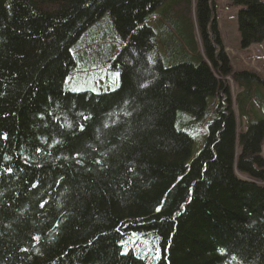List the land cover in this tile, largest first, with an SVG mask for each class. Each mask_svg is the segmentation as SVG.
I'll return each mask as SVG.
<instances>
[{
	"label": "trees",
	"instance_id": "1",
	"mask_svg": "<svg viewBox=\"0 0 264 264\" xmlns=\"http://www.w3.org/2000/svg\"><path fill=\"white\" fill-rule=\"evenodd\" d=\"M226 1L240 47L264 45V1ZM216 17L214 0H0V264H264V79L232 69ZM101 19L117 85L64 90ZM178 111L206 119L194 156Z\"/></svg>",
	"mask_w": 264,
	"mask_h": 264
},
{
	"label": "rangeland",
	"instance_id": "2",
	"mask_svg": "<svg viewBox=\"0 0 264 264\" xmlns=\"http://www.w3.org/2000/svg\"><path fill=\"white\" fill-rule=\"evenodd\" d=\"M215 3L217 20L222 33V38L227 42V46L230 47L229 50H227V53L231 59V67L235 71H255L260 74L259 76L262 79H264V46H254L253 50H248L244 53L242 59L239 58L238 52H243L244 50L240 49L239 45L237 25L238 7L236 8L234 6L226 5V0H215ZM157 11L158 9L155 10V12ZM103 21L104 20L101 19L95 24H92L77 44L74 50L76 64L63 79L62 87L64 90L100 93L112 91L117 85L119 71L115 68L109 67L110 63L105 61L101 62L98 53V42L100 40L99 38H95L96 36H90L92 32H95L96 34V30L100 29ZM112 42L115 43L114 39ZM232 52H235V54ZM252 58H254V60H252ZM221 79L224 85L226 87L228 86L231 96L233 97V110L238 121L237 130L239 131L243 128L244 124L238 118V110L234 99L241 89L235 84L231 77H224ZM175 125L178 129H181L192 136L191 155L194 156L204 143V137L206 135V119L202 120L200 117H196L194 114L187 111H178ZM261 156L264 160V141L261 148Z\"/></svg>",
	"mask_w": 264,
	"mask_h": 264
},
{
	"label": "snow or ice",
	"instance_id": "3",
	"mask_svg": "<svg viewBox=\"0 0 264 264\" xmlns=\"http://www.w3.org/2000/svg\"><path fill=\"white\" fill-rule=\"evenodd\" d=\"M0 139H7V136H6V134L3 136V137H0ZM37 151H39V149L37 150ZM5 159H7V157H5ZM7 171H11V169H7ZM35 186V185H34ZM41 206H43V205H41ZM34 239H38V238H34Z\"/></svg>",
	"mask_w": 264,
	"mask_h": 264
}]
</instances>
